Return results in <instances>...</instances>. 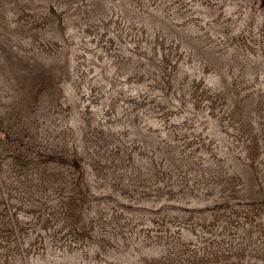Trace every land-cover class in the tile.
Masks as SVG:
<instances>
[{"label": "rangeland", "instance_id": "rangeland-1", "mask_svg": "<svg viewBox=\"0 0 264 264\" xmlns=\"http://www.w3.org/2000/svg\"><path fill=\"white\" fill-rule=\"evenodd\" d=\"M0 264H264V0H0Z\"/></svg>", "mask_w": 264, "mask_h": 264}, {"label": "trees", "instance_id": "trees-1", "mask_svg": "<svg viewBox=\"0 0 264 264\" xmlns=\"http://www.w3.org/2000/svg\"><path fill=\"white\" fill-rule=\"evenodd\" d=\"M43 159H47V160H52V161H58V162H65L66 160L60 156H56V155H51V154H48V155H45L43 157ZM76 167H78V165H74Z\"/></svg>", "mask_w": 264, "mask_h": 264}]
</instances>
